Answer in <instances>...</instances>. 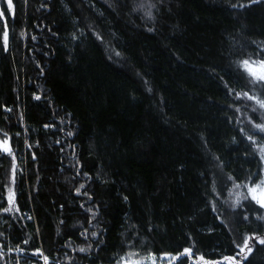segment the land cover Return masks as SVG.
Segmentation results:
<instances>
[{"label": "trees", "instance_id": "1", "mask_svg": "<svg viewBox=\"0 0 264 264\" xmlns=\"http://www.w3.org/2000/svg\"><path fill=\"white\" fill-rule=\"evenodd\" d=\"M13 5L6 51L0 22V140L10 138L13 150L0 147V264L17 262L10 251L38 257L37 249L49 264H119L149 253L163 264H197L201 255L229 264L224 257L239 260L244 237L264 236L258 213L232 207L246 188L221 183L243 185L258 170L240 128L253 135L249 117L264 121L237 94L252 93L244 82L264 59V0ZM254 139L264 143L262 134ZM12 190L19 211L5 213ZM96 206L93 220L84 208ZM240 212L248 219L236 223ZM250 243L264 258V246ZM184 248L190 256L173 260Z\"/></svg>", "mask_w": 264, "mask_h": 264}, {"label": "snow or ice", "instance_id": "2", "mask_svg": "<svg viewBox=\"0 0 264 264\" xmlns=\"http://www.w3.org/2000/svg\"><path fill=\"white\" fill-rule=\"evenodd\" d=\"M260 2H262V0H253V3H260ZM140 7H143V5H140ZM241 7H245V6L241 5ZM5 9L8 11L9 16L14 17L15 11H14L13 0H5L4 7L0 8V22H3L4 24V28L2 30V45H3V49L6 51L8 41H9V32L7 30V19L5 18ZM147 15L151 16V13L149 12L147 13ZM73 38L75 39V37ZM97 38L101 39L102 41V38L99 35H97ZM33 39H35V37H33ZM262 54H264V52H262ZM242 62L245 68H247V66L250 63L248 59H244ZM256 63L261 65V67H264V59L256 61ZM229 67H231V65H229ZM251 76L254 79H252L251 81L244 82L243 86L251 87L253 89L252 93L251 94L249 92L238 93L237 98H240V96H243L244 98L250 101H254L255 104L258 105V109L254 108L253 112L255 114H258V118L264 121V113H259V110H264V98H261L254 91V89L259 88L261 89L262 92H264V74H257L256 72H251ZM236 79L242 80L243 75L242 74L237 75ZM146 91L150 92L151 89L147 88ZM34 98L36 100L41 99L40 96H35ZM6 111L11 112V109H6ZM249 122L251 123L252 129L254 130L253 135H249L247 132L244 131L243 128H240V132L246 138L247 142H249V145L252 146L253 154L257 152L259 154L258 170L255 173H249L248 176L245 177V183L243 185L240 183H236L232 177H227V176H222L221 183L224 185V188H223L224 191H228V188H227L228 183H232L234 188L237 190L241 189V187L246 188V194L243 192L237 191L236 193L237 198L235 202L232 204V207L233 208H237V207L243 208L244 205L247 204L248 211L253 212V213H258L256 217L257 222H260L261 226H264V212L261 211V210H264V200L257 199L255 195L257 189L264 188V143H261L254 139V135L257 133L264 135V122L255 123L251 120V117H249ZM50 127L52 126L44 125V128H50ZM67 135L71 136V135H74V133L69 132L67 133ZM9 140L10 138H5L3 140H0V147L3 148L5 154H8L9 156H11L13 150L9 146ZM235 142L236 141L234 140L233 143ZM57 143H59V141H57ZM27 147L30 148L31 145H27ZM212 158L213 160L217 161L218 165L221 163L219 157H216L215 155H213ZM32 159L33 160L36 159V156L34 153L32 155ZM75 167L76 166L73 165V168ZM12 171H13L12 183L15 184L17 169L14 167ZM77 174H79V169H77ZM97 178L99 179V176ZM105 182L106 181H102V183H105ZM83 188H85V185L81 184L80 188L76 189V192L79 194L80 190ZM213 191H216L215 182L213 183ZM217 194L219 195L220 193L218 192ZM83 195L87 196V191H85ZM88 199L91 200L92 197H88ZM122 199L124 200V202L126 203L128 202L127 196H123ZM253 202H255V205H258V207L254 206ZM8 204H9V207L3 208V211L5 213L11 212L13 208L19 211V207L15 204V191L14 190L10 191V194L8 196ZM211 206L213 207V210H215V205L212 204ZM81 207L83 208L84 206L81 205ZM84 212L86 214H91V217L93 220L97 219V217L100 215L99 206H96L95 208H92V207L84 208ZM235 215H236V220H235L236 223H239L241 219H245V220L248 219V216L245 215V213L243 212L236 213ZM90 222L91 221H89V223ZM103 231H107V229H104ZM80 234L86 236L87 230H85V232H82ZM100 235L101 233L96 232V231H93L91 233L92 237H99ZM129 239H133V237H129ZM253 240H255L258 243V245L264 246V236L256 235L254 233L253 235L244 237L242 245L240 244L236 245V247L239 249V252L237 253V255L240 257L239 260H237L235 256H225L224 260L229 261V264H242V262H244V264H264V258L257 260V256L253 254L254 247L250 243ZM25 243H27V241H25ZM98 243L104 244V241L100 239ZM124 244H127V241H122V245ZM127 246L134 247L135 245H127ZM89 250L90 248L86 249L83 247L79 249L80 252H88ZM190 254H191V248H184L183 252H180L178 256L172 257V259L173 260L179 259L182 262L183 258H185L186 256H190ZM36 255L42 256L43 260L45 261V264H49V258L47 256H44L43 253L39 249H37ZM155 255H156L155 253H149V257L151 258V264H156ZM164 255L171 256L170 253H164ZM248 257H251V259H248ZM201 261H203V264H218V262L216 261H206L203 255L199 256L197 260V264H200ZM119 264H145V262L129 261L127 259L122 258Z\"/></svg>", "mask_w": 264, "mask_h": 264}, {"label": "rangeland", "instance_id": "3", "mask_svg": "<svg viewBox=\"0 0 264 264\" xmlns=\"http://www.w3.org/2000/svg\"><path fill=\"white\" fill-rule=\"evenodd\" d=\"M251 71L256 72L257 74H264V67H261V65H259V64H252L251 65ZM255 195H256L257 199L264 200V188L257 189ZM40 258H41V256H40ZM142 262H145V264H151V258L147 257L144 260H142ZM156 264H163V263L156 260Z\"/></svg>", "mask_w": 264, "mask_h": 264}, {"label": "built area", "instance_id": "4", "mask_svg": "<svg viewBox=\"0 0 264 264\" xmlns=\"http://www.w3.org/2000/svg\"><path fill=\"white\" fill-rule=\"evenodd\" d=\"M11 253H14L18 260L15 264H37L35 263L34 261H29L27 260L28 258L30 257H33V258H40V256L36 257L34 255H31V254H24L23 252H20V251H10Z\"/></svg>", "mask_w": 264, "mask_h": 264}, {"label": "bare ground", "instance_id": "5", "mask_svg": "<svg viewBox=\"0 0 264 264\" xmlns=\"http://www.w3.org/2000/svg\"><path fill=\"white\" fill-rule=\"evenodd\" d=\"M40 260H42L43 261V264H45V261L43 260L42 256H41Z\"/></svg>", "mask_w": 264, "mask_h": 264}]
</instances>
